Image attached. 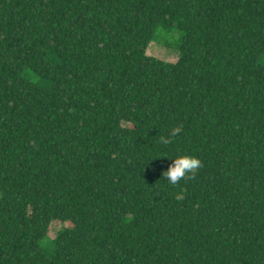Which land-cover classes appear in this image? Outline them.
<instances>
[{"label": "trees", "instance_id": "obj_1", "mask_svg": "<svg viewBox=\"0 0 264 264\" xmlns=\"http://www.w3.org/2000/svg\"><path fill=\"white\" fill-rule=\"evenodd\" d=\"M0 264H264V0H0Z\"/></svg>", "mask_w": 264, "mask_h": 264}, {"label": "rangeland", "instance_id": "obj_2", "mask_svg": "<svg viewBox=\"0 0 264 264\" xmlns=\"http://www.w3.org/2000/svg\"><path fill=\"white\" fill-rule=\"evenodd\" d=\"M179 37V33L174 29L166 30L158 27L154 32L153 39L147 43L145 53L166 61H174L176 59ZM65 225H67L66 222L52 221L49 224L48 236L53 237L54 233Z\"/></svg>", "mask_w": 264, "mask_h": 264}, {"label": "clouds", "instance_id": "obj_3", "mask_svg": "<svg viewBox=\"0 0 264 264\" xmlns=\"http://www.w3.org/2000/svg\"><path fill=\"white\" fill-rule=\"evenodd\" d=\"M180 131L179 127L173 128L170 133L171 136H175ZM170 137H161V142L163 144H168L170 142ZM173 163L169 165L166 171L162 173V176L168 181L172 186H176L178 181L181 179L190 178L191 174H194L198 170L202 162L196 156L182 155L175 159H172ZM184 196L183 190L176 194V200H182Z\"/></svg>", "mask_w": 264, "mask_h": 264}]
</instances>
